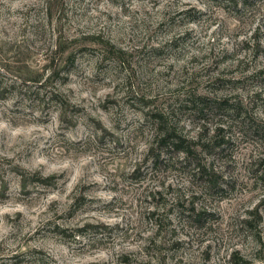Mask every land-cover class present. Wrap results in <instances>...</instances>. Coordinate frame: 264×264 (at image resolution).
I'll return each instance as SVG.
<instances>
[{
  "label": "rangeland",
  "instance_id": "374dc122",
  "mask_svg": "<svg viewBox=\"0 0 264 264\" xmlns=\"http://www.w3.org/2000/svg\"><path fill=\"white\" fill-rule=\"evenodd\" d=\"M262 11L0 0V264L264 260Z\"/></svg>",
  "mask_w": 264,
  "mask_h": 264
},
{
  "label": "clouds",
  "instance_id": "9594fccd",
  "mask_svg": "<svg viewBox=\"0 0 264 264\" xmlns=\"http://www.w3.org/2000/svg\"><path fill=\"white\" fill-rule=\"evenodd\" d=\"M106 2V0H105ZM190 2L192 4H197V0H190ZM198 7H202V5H197ZM15 7V5L13 6ZM262 16H264V11H262L261 14L257 15L256 18H255V24L253 25V28H255V26H258L260 24V21H261V18ZM243 39V37H242ZM9 125L7 124L6 121L0 119V132H3L7 129H9ZM146 148V145L144 146ZM55 155V154H54ZM39 164L41 165H49L50 163V158L49 157H41L38 161ZM93 163V157L89 156L87 158H85L83 161H81L79 164L75 165V167L77 168V176H83L84 175V172H83V167L85 164H92ZM73 166V162L71 160H66V161H63V162H56V163H52L51 164V167L53 169H67L69 167ZM92 171L93 172H96V168L93 166L92 168ZM94 181L95 182H99V183H104L106 182L105 181V177L104 176H101V175H96L94 177ZM169 182L171 183L172 181L169 180ZM174 187H176L177 185H173ZM181 187H184V186H181ZM115 195V193H111V194H108L107 195V198L108 199H111V196ZM264 198V197H262ZM256 203H259V200L256 201ZM254 206V205H253ZM3 215V212L0 211V216ZM243 219H247V217H242ZM114 222H117V221H109V223H114ZM3 224H4V221L2 219H0V241H3L6 234H7V229H4L3 228ZM211 242V241H209ZM249 246L254 249L255 251H260V246L257 245L255 242L252 241L251 238H249ZM104 255V258L107 259L108 258V254L105 253L103 254ZM252 264H264V260L262 259H256L254 258L252 260Z\"/></svg>",
  "mask_w": 264,
  "mask_h": 264
},
{
  "label": "trees",
  "instance_id": "16d2710c",
  "mask_svg": "<svg viewBox=\"0 0 264 264\" xmlns=\"http://www.w3.org/2000/svg\"><path fill=\"white\" fill-rule=\"evenodd\" d=\"M168 137H169V134H166L163 137V140L164 141H165V139H166V141L169 140ZM173 141H172L173 147H177L178 145H180V141L181 140L179 138L178 139H175L174 142ZM54 178L55 177H52V176L51 177L42 178L40 175H38V173H36L34 176H32V179L31 180L33 182H37V183L42 184V185H51ZM22 184H23L22 186H25V179H22Z\"/></svg>",
  "mask_w": 264,
  "mask_h": 264
}]
</instances>
